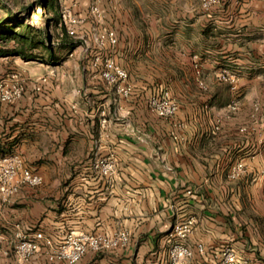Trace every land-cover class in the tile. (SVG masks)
<instances>
[{
	"label": "crops",
	"instance_id": "0c3cea01",
	"mask_svg": "<svg viewBox=\"0 0 264 264\" xmlns=\"http://www.w3.org/2000/svg\"><path fill=\"white\" fill-rule=\"evenodd\" d=\"M90 1L70 4L85 19L77 32L88 52L70 37L74 57L57 47L46 61L0 55V82L16 74L24 86L21 98L0 107V156L19 154L43 177L0 197V264L18 262L19 225L53 238L129 232L127 246L88 251L77 264H169L170 233L189 219L193 264H224L228 246L245 264H264V0L209 9L171 0L165 15L157 0H105L100 19ZM103 26L117 33L102 52L128 70L129 98L90 65L100 50L92 33ZM165 87L184 127L148 107ZM100 159L114 161L112 174ZM238 162L246 172L232 178ZM21 264L69 263L50 260L42 246Z\"/></svg>",
	"mask_w": 264,
	"mask_h": 264
},
{
	"label": "built area",
	"instance_id": "2783aa9c",
	"mask_svg": "<svg viewBox=\"0 0 264 264\" xmlns=\"http://www.w3.org/2000/svg\"><path fill=\"white\" fill-rule=\"evenodd\" d=\"M104 0H91L89 13L95 18H103L102 3ZM220 3V0H202V6L209 9L213 5ZM81 17L73 10L72 6L60 1L58 34L60 37L68 34L73 40H83L84 51L90 50V43L85 37H80L77 27L84 23ZM92 38L98 48L91 59L90 65L95 67L101 77L114 88L117 94L129 98L133 93V83L126 68L116 62L111 55L103 54L102 50L113 47L117 44L116 31L108 26H103L92 33ZM56 44H59L57 42ZM74 51L70 56H74ZM197 75L201 76L199 62L195 63ZM226 77V76H225ZM228 78V77H227ZM46 81L47 78L43 77ZM232 81L237 83L238 76L234 74ZM204 84L203 81H200ZM234 88L238 89L236 85ZM24 92L23 84L18 80V76L13 74L11 79L0 82V107L4 103L16 101L21 98ZM148 107L160 117L173 120L175 125L184 127L185 124L176 120L179 104L173 97L169 89H162L158 93H153L148 98ZM236 103L232 109H236ZM104 122L107 120L104 119ZM99 166L105 174H112L114 171V161L112 159H100ZM246 172V165L238 162L232 169L230 176L238 178ZM43 183V177L30 167L25 165L23 158L19 154L10 153L0 156V197L6 201L12 195L19 192L21 185L38 186ZM194 220L189 219L174 225L170 238L174 240L169 247V264H193L195 249L188 243V238L192 232ZM14 252L18 259L17 264L29 260L42 246L47 248L50 260H64L69 264H77L88 251L102 252L125 247L130 242V234L126 230H120L112 235L104 233H75L69 232L60 238H53L42 231L30 232L21 225L18 226L16 234ZM3 235L0 233V244ZM200 252L205 248L202 244L197 246ZM224 264H245L236 249L232 246L226 247L223 252Z\"/></svg>",
	"mask_w": 264,
	"mask_h": 264
},
{
	"label": "trees",
	"instance_id": "16d2710c",
	"mask_svg": "<svg viewBox=\"0 0 264 264\" xmlns=\"http://www.w3.org/2000/svg\"><path fill=\"white\" fill-rule=\"evenodd\" d=\"M37 4L43 6L47 17L43 27L35 26L24 18L30 7L14 11L0 0V6L8 12L5 16H0V55L46 61L57 56L54 43L59 42V48H69L74 44L68 34L60 37L58 30H53V24L58 29L60 0H37ZM165 88L156 89L151 94Z\"/></svg>",
	"mask_w": 264,
	"mask_h": 264
},
{
	"label": "rangeland",
	"instance_id": "374dc122",
	"mask_svg": "<svg viewBox=\"0 0 264 264\" xmlns=\"http://www.w3.org/2000/svg\"><path fill=\"white\" fill-rule=\"evenodd\" d=\"M1 1H3L8 7L13 9L14 11H20V10H23L24 8L30 7L29 12L25 13L24 18L26 20H29L30 22H32L33 25H35V26L43 27L45 25V21H46L47 17L45 15V12L43 11V6L37 4V0H1ZM60 1L70 5L75 0H60ZM139 1H143V0H139ZM145 1L147 2V4L150 3L149 0H145ZM193 1H194V3H196L195 0H193ZM199 1L202 4V0H199ZM223 1L224 0H220V3ZM238 1H243V0H238ZM157 2H158L157 7H159V9L161 8V11H159V13L160 14L163 13V15H165V12L168 10V8L171 7V6H169V3L171 2V0H157ZM152 4H153V2H152ZM7 13H8L7 10H5V8L0 6V16H5ZM53 30H54V32H57V30H58L54 27V24H53ZM54 45L57 47V49H59V47L57 46L58 44L54 43ZM59 52H61V54H63L64 57H66L67 54H69V49L63 48V49H60ZM74 56H72V57H74ZM90 61H91V59H90ZM44 63L49 64L48 62H44ZM55 65H57V64H55Z\"/></svg>",
	"mask_w": 264,
	"mask_h": 264
}]
</instances>
